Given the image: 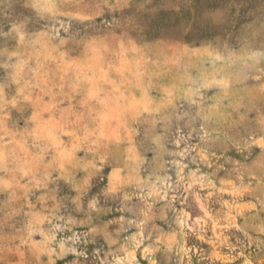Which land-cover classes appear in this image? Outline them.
Masks as SVG:
<instances>
[{
    "label": "rangeland",
    "instance_id": "rangeland-1",
    "mask_svg": "<svg viewBox=\"0 0 264 264\" xmlns=\"http://www.w3.org/2000/svg\"><path fill=\"white\" fill-rule=\"evenodd\" d=\"M0 264H264V0H0Z\"/></svg>",
    "mask_w": 264,
    "mask_h": 264
}]
</instances>
